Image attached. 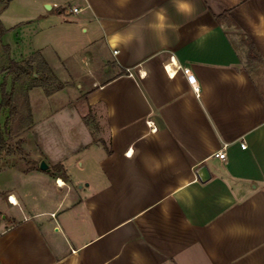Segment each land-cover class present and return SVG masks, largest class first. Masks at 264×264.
I'll return each mask as SVG.
<instances>
[{"label":"crops","instance_id":"obj_1","mask_svg":"<svg viewBox=\"0 0 264 264\" xmlns=\"http://www.w3.org/2000/svg\"><path fill=\"white\" fill-rule=\"evenodd\" d=\"M0 24L15 61L38 52L64 79L29 100L88 77L73 118L48 120L74 137L32 119L33 161L62 168L13 169L45 207L6 193L0 264H264V0H0ZM241 38L262 62L245 68Z\"/></svg>","mask_w":264,"mask_h":264},{"label":"rangeland","instance_id":"obj_2","mask_svg":"<svg viewBox=\"0 0 264 264\" xmlns=\"http://www.w3.org/2000/svg\"><path fill=\"white\" fill-rule=\"evenodd\" d=\"M3 27V24H1ZM17 28L13 30H3V32H0V68L3 66H6L9 64V60L12 59H18L19 58V50H17L13 45H10L12 42L15 41ZM5 44H9L8 46ZM85 55V54H83ZM80 55H76L74 58L80 57ZM72 64V63H69ZM78 69H80L82 74H86L88 66L87 63H85V60H81L77 62ZM61 83L65 84L64 79L61 81L59 78H57ZM88 77L83 76L78 80V83L72 89H68L66 92H59L56 93L52 98H49L48 100L44 99V94L41 89H36L30 94V100L29 106L31 111V117L36 123V131H46V135H58L62 134L63 136H70L76 135V127H68V126H55L53 127L48 120L50 119H57V118H67L66 113H68V109L70 111L78 110L80 106L84 103V100L75 98L73 96L74 91H78L79 87L78 84L80 82L83 83V81H86ZM6 80V89L10 87L11 84V77L8 76L6 73L0 72V98H1V83ZM30 78H26V81L28 82ZM71 84H74L73 82H70ZM68 84V83H67ZM70 87V86H69ZM44 90V89H43ZM43 96V97H42ZM19 99H17V104L19 107V114L13 117V121L11 124V131L9 134L13 136L14 139H12L11 143L13 147H16L18 144L15 143L16 139L15 137L21 133L19 136L20 138L24 139V142L22 143V147L24 149V152L28 153L27 156H25L22 160L18 159L17 157H9V158H3V160L0 159V211L2 213V217L4 215V219L2 218L0 221V231L3 229L5 224H12L13 221L10 220L9 216H6L9 214V209L7 205L2 203L3 198L5 197L7 192H14L16 194H20L22 192H30L32 195H34L37 199V205L39 208H44L45 203L43 198L46 196V192L43 188H45V184L38 183L36 181H33L30 178L24 179L22 176L18 173H16L13 169L14 168H21V167H27L29 166L30 162H35L36 167H39L40 161H33V154L36 151V132L35 130H32L30 128L26 129L25 126L27 124L26 116H28V109L27 105L25 103V100L22 98V96L18 95ZM65 105L61 109H58V106ZM67 111V112H65ZM7 115V112L3 110L0 113V124L2 125L4 123L5 117ZM93 116V115H92ZM87 116L85 119L87 122H89L91 119L93 120L94 117ZM70 118H73L72 114L69 115ZM68 117V118H69ZM25 128V129H23ZM70 128L71 131H68ZM92 128V127H91ZM23 129V130H21ZM94 129V128H93ZM53 130V131H52ZM60 132H59V131ZM93 134H95V131H93ZM74 137V136H73ZM76 137V136H75ZM63 138V137H62ZM24 153V154H25ZM16 155V154H15ZM70 162L73 163L72 178H82L84 175L83 169L79 166V162L76 164V160L73 158V155L70 156ZM50 165V168L53 169L52 173H49L48 175H55L57 174L56 171L58 168L51 164L49 161H47ZM42 171V170H41ZM44 172V171H43ZM52 175V176H53ZM51 181H53L51 179ZM7 220V221H3Z\"/></svg>","mask_w":264,"mask_h":264},{"label":"trees","instance_id":"obj_3","mask_svg":"<svg viewBox=\"0 0 264 264\" xmlns=\"http://www.w3.org/2000/svg\"><path fill=\"white\" fill-rule=\"evenodd\" d=\"M226 17V14L221 15V18ZM4 28L0 24V32H3ZM237 45L243 46L244 49V66L250 68L253 64L262 62L260 56L255 52L254 47L250 44L246 45V39H237ZM0 72L6 73L11 77V84L6 89V80L1 83V98H0V113L5 110L7 115L4 123L0 124V157L9 155H23L24 149L22 147L23 138H20L18 134L15 139L16 147L12 146L13 136L9 134L10 127L14 116L19 114V107L17 104L18 95L20 94L25 100L28 109V116H26L25 128H30L32 123L31 109L28 101V91L33 87H41L44 89L45 94L50 95L53 92L59 91L64 87L47 62L37 52L31 57L23 59L21 61H15L10 59L9 64L0 68ZM30 78L27 82L26 78ZM23 128V129H25ZM21 129V130H23ZM57 168H62L61 165H56ZM63 179H67L65 173H61ZM2 219V213L0 211V221Z\"/></svg>","mask_w":264,"mask_h":264},{"label":"water","instance_id":"obj_4","mask_svg":"<svg viewBox=\"0 0 264 264\" xmlns=\"http://www.w3.org/2000/svg\"><path fill=\"white\" fill-rule=\"evenodd\" d=\"M39 169L42 171H46V172H50L51 168L49 167V165L46 163L45 160H41L40 164H39ZM200 172L202 173L203 177H201V180H205L207 178H209V171L206 165H203L200 167Z\"/></svg>","mask_w":264,"mask_h":264},{"label":"built area","instance_id":"obj_5","mask_svg":"<svg viewBox=\"0 0 264 264\" xmlns=\"http://www.w3.org/2000/svg\"><path fill=\"white\" fill-rule=\"evenodd\" d=\"M72 11H77V8L73 7L72 8ZM153 129H155V127H153ZM241 147L242 148H245L246 147V144L244 142H242L241 143ZM213 156L223 159V158L226 157V152L224 151V149H219V150H217V151H215L213 153Z\"/></svg>","mask_w":264,"mask_h":264},{"label":"bare ground","instance_id":"obj_6","mask_svg":"<svg viewBox=\"0 0 264 264\" xmlns=\"http://www.w3.org/2000/svg\"><path fill=\"white\" fill-rule=\"evenodd\" d=\"M59 181V183H61L62 184V181L59 179L58 180ZM14 203H16V200H15V198L13 197V196H11V198H10Z\"/></svg>","mask_w":264,"mask_h":264}]
</instances>
